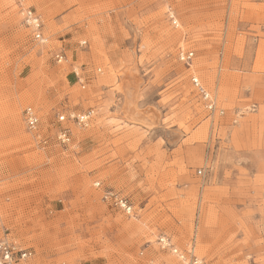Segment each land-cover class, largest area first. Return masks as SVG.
<instances>
[{"label":"rangeland","instance_id":"374dc122","mask_svg":"<svg viewBox=\"0 0 264 264\" xmlns=\"http://www.w3.org/2000/svg\"><path fill=\"white\" fill-rule=\"evenodd\" d=\"M27 105L49 137L57 113L95 114L70 144H40ZM161 234L195 240L204 264H264V0H0V239L32 250L25 264H180Z\"/></svg>","mask_w":264,"mask_h":264},{"label":"built area","instance_id":"2783aa9c","mask_svg":"<svg viewBox=\"0 0 264 264\" xmlns=\"http://www.w3.org/2000/svg\"><path fill=\"white\" fill-rule=\"evenodd\" d=\"M171 19L173 23L176 24L174 15L171 16ZM23 21L26 26L31 29L32 37L35 41L40 43L46 42L47 38L44 34V22L39 13L32 7H28L24 11ZM193 57V51L181 50L179 52V59L188 65L191 64ZM55 58L60 63L66 60L67 55L65 52L60 51L55 54ZM74 73L78 82L82 86H85V75L77 69H74ZM191 82L208 114L211 116H223L225 114V109L219 106L216 95L205 86L199 77L192 76ZM94 114V109H88L82 112L57 113L53 126L54 134L51 137L43 134L42 118L39 111L33 105H27L23 109V120L27 130L38 143L47 144V142L52 139L56 143L68 145L73 138L72 125L85 128L89 125ZM198 174H202V170H199ZM95 186L102 188V181H96ZM102 199L128 216H132L136 213L135 206L131 199L118 191L103 187ZM194 241H192L190 248H181L166 234H161L157 239L160 248L174 254L178 258L180 264H204L203 258L198 256L195 252ZM32 255L33 251L29 248H23L16 242L8 239H0V264H25Z\"/></svg>","mask_w":264,"mask_h":264},{"label":"crops","instance_id":"0c3cea01","mask_svg":"<svg viewBox=\"0 0 264 264\" xmlns=\"http://www.w3.org/2000/svg\"><path fill=\"white\" fill-rule=\"evenodd\" d=\"M246 96H248V97H251V96H252V87H251V89L248 91V93H247ZM251 106L255 109L254 112L257 113V112L259 111V103L254 102ZM239 109H240V108H236V109H235V112H238ZM193 241H194V240H193ZM194 242H196V241H194ZM191 243H192V242H191ZM189 248H190V246H189ZM194 248H196V243H195V245H194Z\"/></svg>","mask_w":264,"mask_h":264},{"label":"bare ground","instance_id":"6f19581e","mask_svg":"<svg viewBox=\"0 0 264 264\" xmlns=\"http://www.w3.org/2000/svg\"><path fill=\"white\" fill-rule=\"evenodd\" d=\"M173 15H174V14H173ZM176 25H177V24H176ZM198 66H199V65H198ZM251 110H253V107H246L243 111L246 112V113H248L247 111H251ZM16 119H17V121H16L17 123H16V124H18V123H19V122H18V118H16ZM18 128H19V127H18ZM200 132H201V131H200ZM200 132H199V133H200ZM204 132H205V131H204ZM204 132H203V133H204ZM199 136H200V135H199ZM23 248H24V247H23Z\"/></svg>","mask_w":264,"mask_h":264}]
</instances>
